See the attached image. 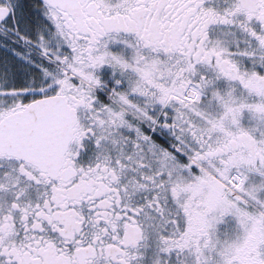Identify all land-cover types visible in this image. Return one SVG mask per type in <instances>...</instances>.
I'll use <instances>...</instances> for the list:
<instances>
[{
    "label": "snow or ice",
    "instance_id": "obj_1",
    "mask_svg": "<svg viewBox=\"0 0 264 264\" xmlns=\"http://www.w3.org/2000/svg\"><path fill=\"white\" fill-rule=\"evenodd\" d=\"M0 264H264V0H0Z\"/></svg>",
    "mask_w": 264,
    "mask_h": 264
}]
</instances>
